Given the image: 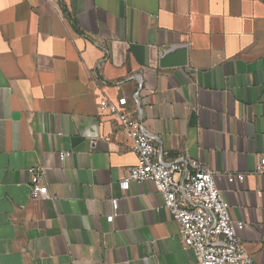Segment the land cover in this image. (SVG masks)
<instances>
[{
  "label": "crops",
  "instance_id": "crops-1",
  "mask_svg": "<svg viewBox=\"0 0 264 264\" xmlns=\"http://www.w3.org/2000/svg\"><path fill=\"white\" fill-rule=\"evenodd\" d=\"M119 96L214 173L264 264V0H0V264H196L154 184L121 188L136 154L99 108Z\"/></svg>",
  "mask_w": 264,
  "mask_h": 264
},
{
  "label": "built area",
  "instance_id": "built-area-1",
  "mask_svg": "<svg viewBox=\"0 0 264 264\" xmlns=\"http://www.w3.org/2000/svg\"><path fill=\"white\" fill-rule=\"evenodd\" d=\"M126 103L125 96L115 101L99 100V108L116 118L136 154V163L127 168L121 188H127L132 180H148L154 184L161 197L158 208H166L178 223L181 246L192 251L196 264H258L243 247L240 232L244 224L231 218L229 203L218 188L214 173L191 164L186 158H169L168 151L143 122L128 115ZM70 154L69 150L60 151L58 157L63 161ZM27 171L30 197L49 199L43 182L44 168L33 165ZM254 172L264 174V157L260 158ZM235 177L241 181L244 175ZM112 208L117 209L116 199L112 200Z\"/></svg>",
  "mask_w": 264,
  "mask_h": 264
},
{
  "label": "water",
  "instance_id": "water-1",
  "mask_svg": "<svg viewBox=\"0 0 264 264\" xmlns=\"http://www.w3.org/2000/svg\"><path fill=\"white\" fill-rule=\"evenodd\" d=\"M182 63H184V62H182ZM15 116H17V114H15Z\"/></svg>",
  "mask_w": 264,
  "mask_h": 264
}]
</instances>
